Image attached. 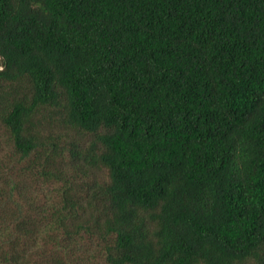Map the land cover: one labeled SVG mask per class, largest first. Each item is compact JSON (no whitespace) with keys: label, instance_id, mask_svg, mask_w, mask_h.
<instances>
[{"label":"trees","instance_id":"16d2710c","mask_svg":"<svg viewBox=\"0 0 264 264\" xmlns=\"http://www.w3.org/2000/svg\"><path fill=\"white\" fill-rule=\"evenodd\" d=\"M0 123V264H264V0H0Z\"/></svg>","mask_w":264,"mask_h":264},{"label":"rangeland","instance_id":"374dc122","mask_svg":"<svg viewBox=\"0 0 264 264\" xmlns=\"http://www.w3.org/2000/svg\"><path fill=\"white\" fill-rule=\"evenodd\" d=\"M9 152H10V140L8 137V133L5 127L0 123V162L6 155L10 154ZM36 187L34 186L33 189H36ZM37 189H38L37 193L48 191V188L46 186H38Z\"/></svg>","mask_w":264,"mask_h":264}]
</instances>
